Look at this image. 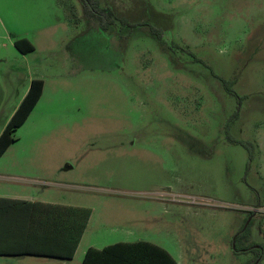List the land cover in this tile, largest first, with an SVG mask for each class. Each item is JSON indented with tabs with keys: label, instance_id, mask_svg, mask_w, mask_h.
Returning <instances> with one entry per match:
<instances>
[{
	"label": "rangeland",
	"instance_id": "obj_1",
	"mask_svg": "<svg viewBox=\"0 0 264 264\" xmlns=\"http://www.w3.org/2000/svg\"><path fill=\"white\" fill-rule=\"evenodd\" d=\"M87 2L0 0L6 29L29 41L36 31V67L56 80L0 172L40 201L90 209L100 245L257 263L232 242L264 246V0ZM231 80L241 101L224 90Z\"/></svg>",
	"mask_w": 264,
	"mask_h": 264
},
{
	"label": "trees",
	"instance_id": "obj_2",
	"mask_svg": "<svg viewBox=\"0 0 264 264\" xmlns=\"http://www.w3.org/2000/svg\"><path fill=\"white\" fill-rule=\"evenodd\" d=\"M89 16L100 25L105 19L104 27L112 24L110 19L112 14L108 10H98L90 6ZM14 47L21 54H28L34 50L25 39L16 40ZM235 83V80L222 82L226 93L241 101L242 98L232 90ZM42 87V81H32L27 95L0 135V157L15 141L14 133L34 109L41 96ZM14 203L0 199V239L9 245L0 249V255H30L61 260L73 258L91 215L90 209L40 203L31 205L24 203L25 208L18 209ZM246 229L241 233L244 234ZM239 234L232 242L233 253L237 255L255 252L258 262L252 264H261L264 259V246L255 244L245 250H238L236 241ZM82 264H176V262L163 249L147 242H137L117 243L100 251L89 250Z\"/></svg>",
	"mask_w": 264,
	"mask_h": 264
},
{
	"label": "crops",
	"instance_id": "obj_3",
	"mask_svg": "<svg viewBox=\"0 0 264 264\" xmlns=\"http://www.w3.org/2000/svg\"><path fill=\"white\" fill-rule=\"evenodd\" d=\"M64 24H65L64 21L63 22L61 21L57 25L63 27ZM0 32H2V34L0 35V135H1L6 125L8 124V122L10 121V119L12 118V116L20 106L25 96L27 95L32 81L38 80L43 82L42 93L34 109L29 114L24 124L18 129L23 128L31 119H34L36 117L37 112L39 114L40 107L43 101L47 97H49L48 91L52 87V84L54 82L56 83V80L54 79V77L50 75L42 74L40 69L36 67V31L34 34L35 39H33L35 41L33 40L29 41L25 38H21V35L10 33L6 29L2 19L0 18ZM22 39L27 40L33 46L34 48L33 52L28 54H21L19 51L15 49L14 42L16 40H22ZM49 54L51 55L55 53L52 52ZM62 57L64 58V62H69L72 56L67 51H64L62 52ZM47 71L48 70H45V72ZM14 142H16V140ZM14 142L12 144H14ZM11 145L6 149L4 154L0 157V161L2 159H5L7 155H9V149ZM16 165L17 163H12V166H16ZM10 168L13 169L14 167H10ZM16 178L18 177H15L10 173L0 172V199L14 201L15 203L13 205H15V207L18 209H24L25 208L24 203L30 205L40 203V204H49V205L86 208L83 206L73 205L70 203L61 204L53 201H40L36 197L37 195L35 192H33V190L30 191V193H25L19 190L16 191L12 189L14 187L13 186L14 183L12 182V180H15ZM91 219H92V211L88 223L86 225V228L84 230V233L80 239L75 254L71 260H61V259H54L49 257L30 256V255H0V264H16L19 261H22L23 259L28 257L35 259H49L52 261H57L56 262L57 264H65L67 262H72L74 259L81 258L80 264H82L89 250L100 251L105 247L111 246V245H100L101 243L100 239L102 238H100L98 234H93L92 232L89 231ZM115 232L116 229L110 230L111 234ZM2 241L3 240L0 239V249L7 248L9 245ZM137 242H145V241H134L131 243H137ZM118 243H130V242H118ZM115 244L117 243H114L112 245ZM150 244L155 245L153 243ZM176 264H178V262H176Z\"/></svg>",
	"mask_w": 264,
	"mask_h": 264
}]
</instances>
